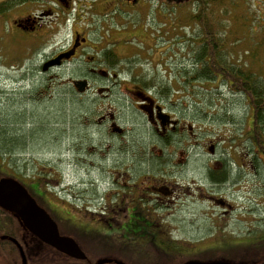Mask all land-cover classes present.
Wrapping results in <instances>:
<instances>
[{
    "label": "flooded vegetation",
    "instance_id": "af4514ba",
    "mask_svg": "<svg viewBox=\"0 0 264 264\" xmlns=\"http://www.w3.org/2000/svg\"><path fill=\"white\" fill-rule=\"evenodd\" d=\"M173 3L183 7L196 1L0 0V61L36 67L33 73L41 82H53L59 71H69L70 94L83 96L85 106L86 131L73 142L70 139L67 150L73 160V184L64 187L61 172L53 168L49 174L56 178L49 179L54 181L51 189L36 177L19 180L55 221L59 233L72 238L83 252L86 242L104 244L105 250L112 251L106 245L126 240L135 244L133 251L114 248L121 249L122 255L133 254L135 262L174 264L218 254L211 261L242 257L244 264H253L256 254L264 257V245L258 253H249L253 244L264 239V221L252 226L251 210L236 208L227 197L228 191L245 186L246 176L251 175L249 135L242 134L245 142L239 146V156H232L235 151L224 146L225 138L218 132L214 136L197 133L207 122L196 109L172 101L177 92L172 93L171 82L166 85L144 73L153 64L166 72L172 17L167 11ZM151 5H156L154 11ZM62 28L67 35L58 40ZM7 43L14 45L9 53L2 49ZM197 47L199 68L202 43ZM60 55L59 65L44 71ZM192 81L200 82V77L192 76ZM74 82L84 83V91L78 93ZM188 202L218 214L217 221H209L217 232L226 228L222 223L228 222L229 215L234 216L231 232H219L224 237L220 242L228 240L229 248L220 249L221 253L196 248L205 240L191 235L201 233V226L197 219H188ZM66 205L80 214L79 222L70 212L68 219L55 215V209ZM241 249L247 254L240 256Z\"/></svg>",
    "mask_w": 264,
    "mask_h": 264
},
{
    "label": "rangeland",
    "instance_id": "374dc122",
    "mask_svg": "<svg viewBox=\"0 0 264 264\" xmlns=\"http://www.w3.org/2000/svg\"><path fill=\"white\" fill-rule=\"evenodd\" d=\"M213 3H215L213 5L215 15L211 18L217 20V23L222 26V29L219 28L215 33L216 45L222 50L220 54L222 61L232 66H245L248 71L264 80V0H218ZM202 4L195 3L192 6L188 4L182 7L173 3L172 7L168 8L167 14L172 15L169 30L171 58L167 61L166 72H162L160 66L153 64L152 67H145L144 73H150L166 85L171 82L172 93L173 90L177 92L172 101L178 106L182 104L188 109H196L197 115L207 122L203 128L198 129L197 133L214 136L218 132L225 138L224 146L231 147V153L235 151L232 156L237 157L242 149L239 146L245 142L241 137L242 134L252 135V113L248 100H245L242 94L233 93L234 90L231 92L232 88L221 78L213 81H192V76L196 77L197 70L201 68L196 66L195 58L198 53L197 45L202 43L203 39L201 36L203 26L198 25L195 19L209 16L201 15ZM151 7L154 11L156 5ZM253 9L261 15L255 14ZM185 15L188 16L185 17ZM66 35L67 31L62 28L57 39L61 40ZM8 44L2 47L6 53H9L14 46ZM19 45L20 42L16 47ZM35 68L10 66L0 61V177L11 175L27 181H34L32 177H36L41 184H44H42L44 188L45 184H48L51 189L54 181L51 182L49 179L56 178L49 174L51 173L49 170L53 168V171L61 172L60 181L64 182V187L69 188L75 180L71 173V155L67 150L71 146L70 139L73 142L77 139V134L82 136L86 131L83 125L84 98L70 94V84L67 80L69 71H59L53 82L49 80L41 82L33 73L37 70ZM12 139L17 140L14 147L8 148L2 145V140L11 145ZM21 139L24 141H22L23 144ZM76 145L78 147V142ZM259 156L252 152L251 175L246 176L245 186L235 187L236 191L233 193L227 192V197L232 200L236 208L242 211L251 210L252 226L261 225L264 221V156ZM42 178L47 179L42 180ZM62 192L61 190L60 194ZM63 196L66 195L63 194ZM61 198V200L64 199ZM187 204L185 208L188 209V219L195 221L197 219L198 226H201L199 228L201 233L191 232V235L193 239L205 240L201 242L203 244L196 245V248H213L219 253H221L220 249L229 248L231 243L228 240L220 242L224 238L221 233L229 234L235 227L234 216L229 215L228 222L222 223V226L226 228L221 227L219 230L221 233H219L209 222L217 221V213L205 206L193 207L190 206V202ZM55 211L58 218L70 217L67 205ZM70 213L72 216L75 212ZM74 216L79 222L80 214L77 213ZM82 221H84L83 217ZM8 224L11 230L12 223ZM1 237L0 234V239ZM16 240L20 242L21 239ZM25 241L23 235L21 242L32 245L29 237L25 236ZM120 243L106 245L112 251L105 250L104 244L84 243L86 256L84 262L57 260L53 257H62L44 246H38L39 251H33L30 247L28 264H97L99 259L111 257L122 259L126 264H147L145 259L135 262V256L131 253L130 255L119 254L121 249L114 247L122 248V250L130 248L133 251L135 246L126 240ZM11 246L10 243L5 244L9 254H0V264H20V255ZM184 248L190 249L189 246ZM259 249L261 248H254V251L259 252ZM246 254L247 251H241L240 256ZM215 255L218 256V254L200 255L197 256L196 261L208 262ZM182 261L186 260H175L173 263L180 264ZM252 263L255 264L253 258ZM257 264H264V260H259Z\"/></svg>",
    "mask_w": 264,
    "mask_h": 264
},
{
    "label": "trees",
    "instance_id": "16d2710c",
    "mask_svg": "<svg viewBox=\"0 0 264 264\" xmlns=\"http://www.w3.org/2000/svg\"><path fill=\"white\" fill-rule=\"evenodd\" d=\"M196 3L202 4V13L201 15H209L204 17H198L195 19L197 24H202L203 26L201 36L202 38V48L199 49L198 60L202 61V69L198 71L195 75L196 77H200V80L210 81L217 76L225 81L229 87L232 88L237 94H242L245 100H248L249 107L251 108L252 113V135H249L248 139L251 146V157L253 154H258L260 157L264 156V80L259 79L252 72L248 71V69L243 66L239 67L237 65H229L228 63H224L220 56L221 49L216 45L217 41L215 40V33H217L218 29H222V26L217 23V20L212 19V15L214 14L213 5L218 0H195ZM253 6V5H252ZM256 7V6H255ZM254 7V8H255ZM253 12L257 15H261V13L255 11ZM212 20V22H211ZM222 46V44H220ZM200 72V73H199ZM3 135V133H2ZM21 139V144L22 143ZM17 140L12 139L10 141L11 145L7 144V142L2 140V145L8 148L14 147V143ZM24 142V141H23ZM7 144V145H6ZM11 146V147H9ZM257 148V150L255 149ZM256 152V153H254ZM3 176V175H2ZM1 176V177H2ZM8 216V217H7ZM8 218V219H7ZM12 223V228L9 230V224ZM6 224V225H5ZM2 225L4 227H2ZM21 227L18 220L14 215H11L7 212L0 210V234L6 238L0 239V254H9L7 251V247L5 244L10 243L7 238H19V231ZM9 230V231H8ZM17 235V238H16ZM264 241V240H263ZM11 244V243H10ZM12 245V244H11ZM264 242L259 240L257 243L253 244L255 246H263ZM11 248H16L12 245ZM254 250V249H252ZM17 251V250H16ZM255 253V251H253ZM258 253V252H257ZM259 257L253 258L255 260V264L259 263V260H264L263 254H256ZM261 262V261H260Z\"/></svg>",
    "mask_w": 264,
    "mask_h": 264
},
{
    "label": "water",
    "instance_id": "95a60500",
    "mask_svg": "<svg viewBox=\"0 0 264 264\" xmlns=\"http://www.w3.org/2000/svg\"><path fill=\"white\" fill-rule=\"evenodd\" d=\"M62 55L55 58L44 66V70L52 66H58ZM78 87V91L84 90V83H74ZM80 85V87L78 86ZM0 209L9 212L17 217L19 223L29 234L39 240L41 243L53 248L57 252L65 256L83 261L86 256L78 247L76 242L66 236L59 234L57 225L52 218L39 207L30 197L26 189L16 180L12 178L0 179ZM21 263H26V257L23 250L19 247ZM112 262L109 259H100L97 264H107ZM116 264L121 262L114 261ZM186 264H230L227 262H188Z\"/></svg>",
    "mask_w": 264,
    "mask_h": 264
}]
</instances>
